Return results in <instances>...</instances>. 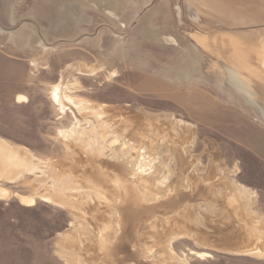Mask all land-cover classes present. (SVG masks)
Here are the masks:
<instances>
[{"label":"rangeland","instance_id":"obj_1","mask_svg":"<svg viewBox=\"0 0 264 264\" xmlns=\"http://www.w3.org/2000/svg\"><path fill=\"white\" fill-rule=\"evenodd\" d=\"M262 39L264 0H0V139L27 148L39 165L15 182L0 181L12 191L9 199H0V264H110L105 257L115 243H107L112 248L103 243L105 256L97 263L88 253L101 239L100 224L117 222L113 208L122 199L112 173L118 182L135 185L129 200L141 213L136 225L130 223L132 243L121 242L128 249L144 243L146 256L160 264L161 246L177 260L170 264H264L254 254L208 250L198 234H219L226 199L218 193L221 187L234 192L237 184L254 191L244 207L264 228ZM231 68L252 101L229 84ZM61 81L68 85L64 95L95 109L106 106L104 115H84L88 133L79 139L63 135L77 120L70 109L62 114L51 97L52 86ZM114 111L165 122L181 142L190 132L178 144L194 162L198 186L187 185L180 154L168 150L166 141L149 149V138L132 139L135 125L117 126L109 114ZM95 161L102 177L92 173ZM76 165L72 175L58 177ZM213 169L215 181L205 185ZM140 181L150 187H139ZM44 185L78 210L44 197ZM18 194L34 203H22ZM177 209L186 222L171 244L173 235L161 238L169 220L164 215ZM225 221L223 231H229L234 221ZM186 232L194 235L186 238ZM209 242L216 244L214 238ZM125 253L121 264L131 262Z\"/></svg>","mask_w":264,"mask_h":264},{"label":"bare ground","instance_id":"obj_2","mask_svg":"<svg viewBox=\"0 0 264 264\" xmlns=\"http://www.w3.org/2000/svg\"><path fill=\"white\" fill-rule=\"evenodd\" d=\"M192 17L195 18L196 16L192 15ZM259 44H260L261 51L263 52L262 67L264 70V40L263 39L260 40ZM70 68L71 67L69 66L67 69L69 70ZM227 77L230 82L229 84H231V86L241 96H243L244 99L246 100L248 99L252 101L251 91L249 90L248 86L246 85L244 80L241 78V76L235 71V69L231 68V70H229V75ZM67 86L63 85V81L59 82L56 85H53L51 89V97L57 104L58 110L62 114H65V112L68 109H70L71 112L76 117V120H77L76 124L73 125V127L70 130H66L63 132V135L65 137L74 140V139H79L80 137L88 133L85 128L86 124L82 123L84 115H86L87 117L88 115L101 116L102 114L104 115L107 111L105 109L106 106L95 109L94 106H92L90 103L86 101L75 99L70 96L64 95L63 90L68 89ZM64 99L67 100V103L64 101ZM19 101L25 102L26 97L20 96ZM109 114L113 116V120L115 122H118L117 126H120L122 124L126 126L129 124V127H132L133 125H135L137 128H136L135 133L132 136V139H136L138 138V136L143 137V138H146V137L149 138L150 140L147 141L149 145L147 146H149V149L151 150L155 146V143L156 144L160 143L161 145L162 143L161 140L166 141V143L168 144V150L171 149L172 151H175L178 154H180L181 161H182V172H181L182 175L181 176L186 180L187 185L191 187H193V185L198 186L196 174L192 172V167H193L194 162H192L191 160L192 158L190 159L189 157L185 156L182 152V148L179 147L180 143L184 144L186 141H188V139L191 138L192 134L190 132H188L182 138V142H181V140L173 134L172 129L168 127L165 122H159L158 119L150 117L149 115L147 116L143 114H135V115H132L131 117L126 118L124 116V113L119 112V111H114ZM263 116H264V113H263ZM106 124L109 128L115 127L114 123L107 122ZM184 124L187 127H190L188 128L189 130L194 128V125H191L189 123H184ZM79 127L81 128L83 127L82 133H78ZM103 132L106 133V131H103ZM76 136H79V137H76ZM141 157L144 158L142 156V153H141ZM34 162H35L34 158L32 157L30 151L27 148H15L11 146L8 142L4 141L3 139H0V181L5 182V183L15 182L16 180L21 179L24 175L34 174L36 172V169L39 166L38 165L36 167ZM79 167L80 165H76L72 168L62 169L58 172L59 173L58 177L60 178L61 176L72 175V172L70 171L72 170L76 171L77 169L79 170ZM131 170L132 171L130 172V175H133L134 169L132 168ZM96 171H98V174ZM99 172L100 173L103 172L101 165L100 163L95 161L93 163L92 173L93 175H99L102 177V175H100ZM112 174L114 175L113 184H114V187L116 188L117 193L119 194V197H120L119 200L122 199V204H120V207L113 208L117 214V222L108 223L107 221L106 224L105 223L100 224L101 239L98 241V243L92 246L90 252L88 253L89 260L91 261V263L92 262L97 263L100 261V258L102 257L104 258L105 255L101 254L100 249L103 247V243L105 245L109 242V243L116 244L114 246V249L113 250L111 249L112 252L111 250H109V255L105 257V260H107V262L110 264H121L119 261V255L123 253L124 251H126L125 258L131 259V262L127 264H147L146 262L148 261H151L152 262L151 264H160L159 262L150 260L146 256L148 254H146V252L144 251L146 250L144 243L142 247L134 246L133 250L128 249L125 243H121V242L132 243L131 238H132L133 228H129L130 223H133L134 225H136V223L138 222V219L141 217L140 216L141 213L140 211L133 209V207H135V202L133 203L131 200H129V197H130L129 190L135 187V185L134 184H124L122 183L121 179L118 182L116 174L114 173ZM149 176L150 174L144 175L142 176L141 180ZM215 177H216L215 170L213 169L209 171L207 175V184L205 183L204 184L212 185L213 182L215 181ZM69 180L76 181L74 179L72 180V177H70ZM122 185L126 187H123ZM177 186L179 187V184H177L175 187L176 191L178 189ZM139 187L147 188V187H150V185H148L147 183H144V181H140ZM42 188H46V191H47L46 193L47 195L44 197L50 198L52 199V201H55L58 203L63 202L65 206H69L75 211L78 210V207H79L78 205L76 206V205L65 203L67 199L64 197V195H61L60 193L54 194L53 191L50 190L51 188H49L48 190L50 191H48L46 185H44ZM220 189L221 191L219 193L217 191V193L220 194L219 197H221V199H226L223 205L224 206V211L222 213L223 217L219 221V225L221 226L220 232L217 235H211L210 233L199 232L198 234H199L201 244L204 246V248L208 250H214V251L222 252L225 254H236V255L254 254V255H257L259 258H264V228L258 222V219L253 217L252 214H250L249 210L244 207V204L249 202V200H251L255 196L254 191L251 188L246 187L241 184H237V189L233 188L232 190L234 192L230 191L228 194H226L225 190H223L224 188L221 187ZM200 193H201L200 196L204 197L203 200H206L208 197L206 196L207 194H205L206 192L202 191ZM11 196H12L11 190L0 187V199L6 200V199H9ZM17 197L24 204L34 203V199L31 197L22 196L19 194L17 195ZM175 199L176 201H178L179 198L175 197L174 200H172L174 201L173 204L176 203ZM215 202H218V201L216 200ZM166 204L170 205V203H166ZM182 212L183 211H180L177 209L176 211H174V213L164 215L165 217L169 218V220H167V224L164 226L166 230L163 231V234H162L163 237H161L162 240L166 239L170 235H173L174 238L171 241V244H173L176 241V238L181 235L182 233L180 230L181 225L185 224L186 222V217L181 215ZM109 215L110 213L107 214L106 219L103 218V220L104 219L109 220V217H111ZM99 218L102 219L101 214L99 215ZM228 218L234 221V224L230 226L231 228L229 231H223V228L225 227L227 223L225 220H227ZM212 223L215 224L214 221H212ZM144 225L145 224L142 223L140 227L141 235H143L142 228ZM155 225L156 224L153 223V227L151 228V230L155 232L156 234L157 227H155ZM121 229L122 230L131 229V232L128 234H119L118 232ZM183 234H185L186 238H190L191 236L194 235L190 232H186ZM212 238H214L216 244H211L209 242V240ZM65 242L69 245L68 243L69 238H66ZM78 245H80L79 252L84 251L83 244L80 242ZM108 245L111 248L113 247L112 244H107V246ZM154 248L155 247L152 246V249ZM158 257H159L158 259L163 264H170L168 262L169 259L171 260L173 259L175 262H177V260L172 256V254H169L168 252L164 251V248L162 246L159 249ZM69 259L70 258H68V260Z\"/></svg>","mask_w":264,"mask_h":264}]
</instances>
